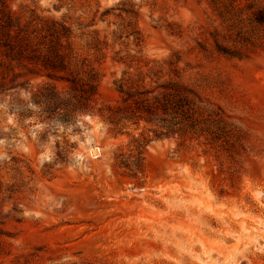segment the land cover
I'll return each mask as SVG.
<instances>
[{
    "label": "rangeland",
    "instance_id": "374dc122",
    "mask_svg": "<svg viewBox=\"0 0 264 264\" xmlns=\"http://www.w3.org/2000/svg\"><path fill=\"white\" fill-rule=\"evenodd\" d=\"M2 9L22 25L70 27L74 51L101 75L99 104L118 98L125 72L165 75L178 57L183 82L221 107L245 144L231 157L202 138H155L143 123L43 121L33 106L18 121L0 97L10 235L0 264H264V0H0ZM212 36L245 58L218 55Z\"/></svg>",
    "mask_w": 264,
    "mask_h": 264
},
{
    "label": "trees",
    "instance_id": "16d2710c",
    "mask_svg": "<svg viewBox=\"0 0 264 264\" xmlns=\"http://www.w3.org/2000/svg\"><path fill=\"white\" fill-rule=\"evenodd\" d=\"M71 38L72 31L64 23L45 21L39 26L22 25L8 11H0V97L10 98L9 110L18 121L32 118L33 106L43 121L66 126L75 125L83 115L95 114L106 124L121 129L143 123L155 138H202L207 145L231 157L235 156L236 147L244 150L241 129L221 107L183 82L178 57L165 62L168 67L165 75L151 69L144 73L140 68L135 75L125 72L126 79L113 82L118 98L113 103L99 104L101 75L74 51ZM212 38L218 55L245 58L237 49L226 48ZM21 92L29 94L28 99ZM136 149L140 156L141 146ZM65 152L58 147L56 161L65 162ZM122 164L127 167L124 161ZM136 168L139 170L138 165ZM5 192L11 200L12 191ZM2 195L0 183V254H5L4 238L10 235L5 229ZM11 211L19 222L22 217L18 206L13 205Z\"/></svg>",
    "mask_w": 264,
    "mask_h": 264
}]
</instances>
